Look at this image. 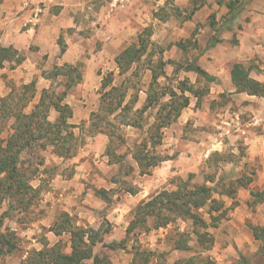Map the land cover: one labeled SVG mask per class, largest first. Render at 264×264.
Returning <instances> with one entry per match:
<instances>
[{
	"label": "rangeland",
	"instance_id": "obj_1",
	"mask_svg": "<svg viewBox=\"0 0 264 264\" xmlns=\"http://www.w3.org/2000/svg\"><path fill=\"white\" fill-rule=\"evenodd\" d=\"M213 1L222 4L228 0ZM88 2L90 7L81 13L80 18V23L86 26L85 32H92L88 27L92 21L109 24L126 20L127 17L132 25L135 24L132 29L135 36L125 47L134 46L135 51L143 48V58L139 65H134L122 76L116 63L110 60L112 56H108L109 60L106 59L100 68L97 63V67L87 74V68H92L89 64L93 56H72L71 61L74 62H69L71 68L79 70L83 77L89 75V78L86 76L88 81H85L92 88L88 91L89 88L78 87L84 85L82 77L80 84L69 90L63 102L71 106L72 117L69 123L77 127L73 131L76 140L68 145L73 148L74 157L60 158L64 148L61 142L55 147H48L40 154L45 166L40 167L41 174L31 182L34 190L39 192L38 196L26 210L18 209L6 214L10 204L4 202L0 205V219H4L3 231L14 245L11 253L7 248L3 249L0 264H23L32 252L47 250L56 245H60L69 254V233L58 237L52 232L64 221L62 216L65 214L70 216L73 227L96 232L102 243L96 246L94 255L101 257L104 264H139L140 260H147L144 252L154 253V258H149L151 264H206L207 258L212 264H264L261 242L256 241L253 235V228H264V178L260 176L258 163L251 162L253 158L248 151L245 135L240 132L245 124L243 121L248 117L239 115L235 105L231 104L230 107L228 94L212 101V83L185 71L189 66L198 64L200 50L195 39L200 30L191 31L184 24L194 16H197L201 27L214 22L217 24L225 16L223 10H202L208 0H189L188 6L182 11L179 6L181 2L177 0ZM120 12L122 15H117ZM213 38L216 40L215 36ZM208 43L210 47L212 39ZM103 47L100 41L91 45L96 53ZM63 57L56 58L61 67L64 64ZM40 58L42 60L38 65L42 67L39 69L37 66L35 75L27 85L11 73L16 65L6 63L0 68L2 70L6 67L7 70L0 74V100L12 96L22 97V87L33 83L36 93L33 102L36 105L43 96L45 103L51 104L52 91L58 95L65 91V80L57 73L60 67L49 63L48 56ZM161 60L166 63V79L160 77L157 84H154L150 70L156 69ZM111 73V87H123L127 92L125 102L131 105L130 119L134 120L137 115L138 122L143 126L141 130L122 127L115 131L116 136L122 137L123 143L115 137L109 141L107 134H101L95 129V119H92V114H97L104 102V94L111 88L102 90L104 80L106 82ZM77 76L74 74V79ZM183 81H187L193 90V95L186 94L192 106L188 107L190 110H184L190 117L181 122L178 119L164 130L162 146L156 149L155 154L166 161L154 168L150 175L140 176L137 164L128 153L135 151L144 142L160 106L171 102V99L169 96L160 99L159 105L144 115L137 110L143 108L148 94H161L169 90L178 92L176 88ZM32 93L27 92L23 97L30 99ZM32 107L28 112H31ZM234 110L238 115L233 114ZM56 116L58 114L51 112L49 120L54 123ZM5 137V134L1 135V138ZM166 142H169L167 146ZM110 143L118 148L117 156L122 161L119 164L110 163L106 156ZM147 150L152 151L149 148ZM123 154L124 158L121 157ZM102 163L108 168H102ZM83 165L85 167L82 171H77ZM86 168L89 170L87 177L83 174ZM76 175H85L84 179L80 177L83 183L80 189L66 188V184ZM190 176H193L190 180L192 185L206 184L226 194L221 197L214 195L215 200L223 203L226 216L218 228L209 229L214 237V244L209 250L197 244L191 225L181 220L161 229H155V223L148 221L144 230L135 229L128 233L135 221L137 207L142 202H147L163 191L176 190L178 184L188 181ZM208 177H211L213 184ZM231 188L235 189V193L228 192ZM71 189L78 193V199L70 203L63 202L65 198L61 199L60 194ZM254 194H262V197H253ZM136 195H139L137 198H141V201H136ZM28 199L23 200L22 204L28 203ZM201 213L205 214L204 211ZM208 218L205 215V220L211 224Z\"/></svg>",
	"mask_w": 264,
	"mask_h": 264
},
{
	"label": "trees",
	"instance_id": "obj_2",
	"mask_svg": "<svg viewBox=\"0 0 264 264\" xmlns=\"http://www.w3.org/2000/svg\"><path fill=\"white\" fill-rule=\"evenodd\" d=\"M133 48L135 47L127 48L115 60L122 76L134 65H139L143 58L141 56L144 54L143 48L137 51ZM23 61L24 57L16 50L0 47V68H3L6 63L19 66ZM165 67L166 63L161 60L156 69L150 70L154 84H157L160 77L166 79ZM185 71L195 73L209 83L216 82L214 77L207 74L198 65H191ZM250 72L251 70L243 65H235L231 72L233 84L239 93L264 97V85L251 79ZM74 74L78 75L77 79H74ZM65 75L68 78L65 91L61 95L52 91L51 104L45 103L44 96L41 97L37 105L34 104L33 101L36 96L34 83L30 86H23L21 90L23 96L27 92H33L30 99L27 98V100L23 96L20 98L12 96L0 100V205L4 202L10 204V209L6 214L18 209L26 210L38 196L39 192L34 190L31 182L41 174L39 172L40 167L45 166L44 158L40 156L41 152L46 151L48 147H55L61 142L64 144V148H62L63 153L60 154V158L71 159L74 157V150L68 145L75 142L76 138L73 131L77 127L69 123L72 112L70 107L63 102L69 90L81 82L82 74L75 68H69ZM112 76L111 73L108 80L106 82L104 80L103 91L111 87ZM191 87L187 81H183L176 88L179 93L175 90H169V92L161 94H148L143 108L137 110V112L140 111L141 115H144L154 106H158L160 99L167 96L171 99V102L160 106L154 118L155 122L150 126L144 142L136 147L135 151L128 153L137 164L140 176L150 175L154 168L166 161L164 158L158 157L155 151L162 146L164 130L175 123L184 110L190 106V98L186 94L193 95ZM194 96L198 98L197 95ZM126 98L127 92L123 90V87L112 86L104 94V102L97 114H92V119H95V129L101 134H107L109 141L115 137L122 142V137L116 136L115 132L122 127L139 130L143 127L138 122L137 115L134 120L130 119L131 105L126 104ZM30 107L33 109L28 112ZM52 111L58 114L54 123L49 120ZM2 134H5L6 137L1 138ZM148 148L152 151H148ZM117 152L118 148L113 147V143H110L106 153L110 163H120L121 158L117 156ZM121 157L124 158V154ZM192 178L193 176H190L188 181H181L174 191H163L147 202H142L137 207L135 221L128 233L135 229L144 230L148 221L155 223V229H161L181 220L191 225L192 234L196 237L197 244L204 250H209L214 244V237L209 233V229L218 228V224L226 216L223 203L215 200L214 195L221 197L226 194L219 193L215 188L208 187L206 184L192 185L190 183ZM208 179L211 180V177ZM211 181L210 183L213 184ZM222 189L224 190V187ZM228 192L233 194L235 189L231 188ZM27 197H29L28 203L22 204ZM253 197H262V194H254ZM201 211H204L205 214H202ZM205 215L209 217L208 221L211 224L205 220ZM62 217L64 221L52 232L58 237L64 233H69L71 252L67 254L60 245H56L47 250L32 252L23 264H87L89 261H92V264H104L101 257L94 255V249L102 243L96 232L91 229L73 227L70 216L65 214ZM3 227L4 219L2 218L0 219V256L3 249L7 248L10 253L14 249V245L7 239L3 231ZM253 235L256 241L261 242L264 255V228H253ZM180 249L184 248L180 247ZM143 254L147 256V260H140L139 264H151L149 258L153 259L154 253L144 252ZM205 263L212 264L209 258L205 259Z\"/></svg>",
	"mask_w": 264,
	"mask_h": 264
},
{
	"label": "crops",
	"instance_id": "obj_3",
	"mask_svg": "<svg viewBox=\"0 0 264 264\" xmlns=\"http://www.w3.org/2000/svg\"><path fill=\"white\" fill-rule=\"evenodd\" d=\"M177 1L181 2L180 11L188 6L189 0ZM89 4L88 0H0V47L12 48L24 57V61L11 73L27 85L35 75L37 66L39 69L42 67L38 65L42 60L41 56H48L49 63H55V67L59 66L57 56H64V64L58 68L59 76L65 80L63 86L65 90L68 80L65 68H71L69 62H74L71 61L72 56H93L90 59L92 63L89 64L92 68L89 66L86 74L94 69L97 63L99 68L103 66L105 60H109L108 56H112L110 60L115 63V59L127 49L125 46L133 40L132 37L135 34L132 29L135 24L132 25V21L129 22L127 17L126 20L109 24L92 21L88 26L92 32H85L86 26L80 23V18L81 13L86 12L90 7ZM209 9L213 11L222 9L224 18L221 21L219 19L217 24L214 22L209 26L201 27L197 16H194L184 24V27L191 31L200 30V34L196 37L198 40L195 39L200 50L197 65L216 79V82L212 83L211 100L214 101L228 94L230 107L231 104L235 105L239 115L243 114L245 117L247 115L248 118L243 121L245 124L240 132L245 135L248 151L253 158L251 162L258 163V171L263 179L264 97L239 93L233 84L231 72L235 65H243L251 70V79L264 85V0H228L222 4L208 0L202 10ZM117 15H122V12ZM211 39L212 44L208 47ZM98 41L104 44V47L96 53L91 49V45ZM66 59H68L67 62ZM61 69L65 70L64 73ZM6 71L4 67L0 69V74ZM86 76H82L84 81H88ZM86 81L82 86L78 83L80 84L78 87L89 88ZM91 89L89 88L88 91ZM233 112L234 115L237 114V111ZM189 117V114L184 111L178 121L188 120ZM168 144L169 142H166V146ZM193 146L196 147V145ZM207 149L208 153L209 148ZM84 167L85 165L78 167L77 171L81 172ZM105 167L108 168L102 163V168ZM83 171L87 177L89 170L86 168ZM85 175H76V178L70 181L71 183L66 184V188L80 189L83 185L80 177L84 179ZM60 196L61 199L65 198L63 201L65 203L78 199V193L73 189L65 190ZM138 196L136 195V198ZM137 199V202L141 201V198ZM89 263L92 264V261L87 264Z\"/></svg>",
	"mask_w": 264,
	"mask_h": 264
}]
</instances>
